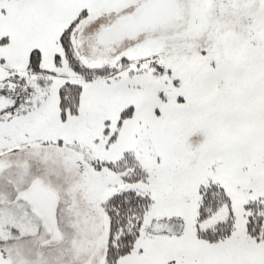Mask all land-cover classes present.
Segmentation results:
<instances>
[{
	"label": "snow or ice",
	"instance_id": "snow-or-ice-1",
	"mask_svg": "<svg viewBox=\"0 0 264 264\" xmlns=\"http://www.w3.org/2000/svg\"><path fill=\"white\" fill-rule=\"evenodd\" d=\"M0 264H264V0H0Z\"/></svg>",
	"mask_w": 264,
	"mask_h": 264
}]
</instances>
